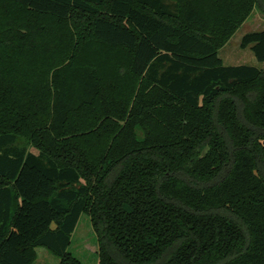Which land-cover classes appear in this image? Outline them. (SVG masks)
Here are the masks:
<instances>
[{
  "label": "trees",
  "instance_id": "1",
  "mask_svg": "<svg viewBox=\"0 0 264 264\" xmlns=\"http://www.w3.org/2000/svg\"><path fill=\"white\" fill-rule=\"evenodd\" d=\"M256 9L0 0V264H84V215L98 264H264V69L219 56Z\"/></svg>",
  "mask_w": 264,
  "mask_h": 264
},
{
  "label": "rangeland",
  "instance_id": "2",
  "mask_svg": "<svg viewBox=\"0 0 264 264\" xmlns=\"http://www.w3.org/2000/svg\"><path fill=\"white\" fill-rule=\"evenodd\" d=\"M253 17V18H252ZM250 19L252 25L253 22H261L259 29L264 28V14L257 10L256 14H253ZM261 17V18H260ZM254 24V23H253ZM249 31L245 26H242L237 34L235 35V40H241ZM220 57L227 64L228 62L234 61H244L245 65H250L258 67L259 69H264V64L258 63L254 58V54L250 48H237L232 44L229 45L226 49L223 48L220 50ZM249 63V64H247ZM257 63V65H256ZM70 252L77 257L84 264H98L99 263V253H100V244L97 234L95 233L91 219L84 215L79 225L72 236V244ZM38 260L36 264H60V260L50 253L47 249H38ZM117 256V255H116Z\"/></svg>",
  "mask_w": 264,
  "mask_h": 264
},
{
  "label": "crops",
  "instance_id": "3",
  "mask_svg": "<svg viewBox=\"0 0 264 264\" xmlns=\"http://www.w3.org/2000/svg\"><path fill=\"white\" fill-rule=\"evenodd\" d=\"M257 13V9L253 12V14H256ZM253 14H252V16H253ZM251 16V17H252ZM249 18L248 19V21L247 22H245L244 23V25L243 26H245L246 25V27H247V29H248V31H249V33L248 34H250V33H254V32H258V31H262L263 29H259L260 27V25H261V22H257V20H256V22H253L252 23V25L251 24H249L250 23V19H252V18ZM261 18V17H260ZM237 34V33H236ZM235 34V35H236ZM247 35V34H246ZM245 35V36H246ZM244 36V37H245ZM235 37V36H234ZM232 38V40L223 48V50L224 49H226L227 47H229V45L230 44H232L233 46H235V47H237V48H241V43H242V40H243V38L241 39V40H235V38ZM251 49V48H250ZM219 56H220V53H219ZM255 56V55H254ZM221 58V57H220ZM222 59V58H221ZM256 61H257V59H256V57L254 58ZM223 60V59H222ZM244 61H234V62H228L227 64L224 62V60H223V63H224V65L225 66H228V67H230V66H243V65H245V63H243ZM258 62V61H257ZM259 63V62H258ZM247 64H249V63H247ZM256 65H257V63H256ZM250 66V65H249ZM38 249H40V248H38ZM38 249H36V252L38 253ZM42 249H45V248H42ZM38 260V259H37Z\"/></svg>",
  "mask_w": 264,
  "mask_h": 264
}]
</instances>
